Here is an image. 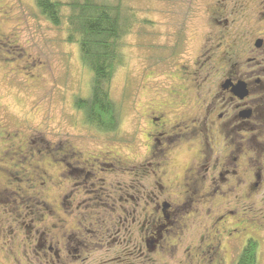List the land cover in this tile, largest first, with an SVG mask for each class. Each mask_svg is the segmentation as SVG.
<instances>
[{"label":"flooded vegetation","instance_id":"flooded-vegetation-1","mask_svg":"<svg viewBox=\"0 0 264 264\" xmlns=\"http://www.w3.org/2000/svg\"><path fill=\"white\" fill-rule=\"evenodd\" d=\"M154 1L127 83L137 160L19 137L0 110V263L237 264L250 241L264 260V0ZM24 66L0 33V68L30 87Z\"/></svg>","mask_w":264,"mask_h":264},{"label":"rangeland","instance_id":"rangeland-1","mask_svg":"<svg viewBox=\"0 0 264 264\" xmlns=\"http://www.w3.org/2000/svg\"><path fill=\"white\" fill-rule=\"evenodd\" d=\"M126 4L137 14L139 6L140 9L144 7L148 19L153 21V28L159 22L155 11L159 6L154 0H127ZM141 14L137 15V21L141 17L145 19ZM140 30L134 25L129 37L124 39L123 65L115 73L111 86V97L120 117L119 130L109 137L110 141H105L98 138L103 136L87 130L88 124L73 106L74 96H82L80 90L89 77L79 65L78 49L65 43L64 30L51 26L40 15L34 0H0V33L11 42L17 38V44L32 66H24L28 71L23 74L35 76L34 81H37L27 87L23 83L25 77L16 69L6 68L5 71L0 68V110L9 129L19 137L32 136L53 144L67 142L66 146L86 159L111 153L121 159L137 160L145 153L143 126L133 125L135 113L122 101L128 80L138 84L141 72L146 68L147 53L141 47L143 35ZM15 65L26 63L16 59ZM9 72L15 73L11 79H8ZM152 77L147 76L148 83H152ZM150 98L152 93L141 89L133 98L134 108L141 107ZM162 100H166L165 95ZM133 130L137 138L131 145ZM0 198L8 199L4 194ZM262 249L264 251V244ZM263 261L261 257V264ZM0 264H10V260L4 257Z\"/></svg>","mask_w":264,"mask_h":264},{"label":"trees","instance_id":"trees-1","mask_svg":"<svg viewBox=\"0 0 264 264\" xmlns=\"http://www.w3.org/2000/svg\"><path fill=\"white\" fill-rule=\"evenodd\" d=\"M127 0H34L40 15L65 32V43L79 51V65L87 75L82 96H74V107L87 130L103 136L118 133L120 117L111 97L115 73L123 65L124 39L138 25L135 11ZM123 90V103L129 98ZM127 106V104H126ZM120 133V132H119ZM258 243L250 241L242 250L237 264H257Z\"/></svg>","mask_w":264,"mask_h":264}]
</instances>
